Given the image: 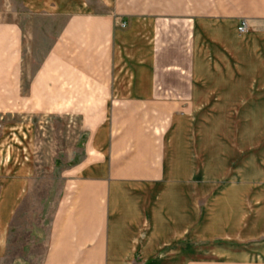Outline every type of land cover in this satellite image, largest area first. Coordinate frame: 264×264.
<instances>
[{
	"label": "crops",
	"instance_id": "obj_1",
	"mask_svg": "<svg viewBox=\"0 0 264 264\" xmlns=\"http://www.w3.org/2000/svg\"><path fill=\"white\" fill-rule=\"evenodd\" d=\"M22 4L63 24L5 93L86 136L46 229L13 231L33 169L18 149L0 161V259L264 264V0Z\"/></svg>",
	"mask_w": 264,
	"mask_h": 264
},
{
	"label": "rangeland",
	"instance_id": "obj_2",
	"mask_svg": "<svg viewBox=\"0 0 264 264\" xmlns=\"http://www.w3.org/2000/svg\"><path fill=\"white\" fill-rule=\"evenodd\" d=\"M62 24V19L28 13L22 0H0V161L7 152L13 157L18 149L33 169V179L23 200L24 213L15 219L14 232L47 228L48 217L63 194V169L77 154L80 139L86 136L76 121V113L70 116L62 111H32L25 109L31 107V96L25 93L17 100L15 94L5 93L7 75L15 72L23 74L27 88L29 76L42 65ZM24 239L20 236L14 242L11 258L21 254ZM38 261L34 257L31 263L39 264ZM0 264L13 262L9 258L0 259Z\"/></svg>",
	"mask_w": 264,
	"mask_h": 264
},
{
	"label": "built area",
	"instance_id": "obj_3",
	"mask_svg": "<svg viewBox=\"0 0 264 264\" xmlns=\"http://www.w3.org/2000/svg\"><path fill=\"white\" fill-rule=\"evenodd\" d=\"M126 23H123V26H125ZM248 28V22L247 20H243L238 28L239 32H245Z\"/></svg>",
	"mask_w": 264,
	"mask_h": 264
}]
</instances>
